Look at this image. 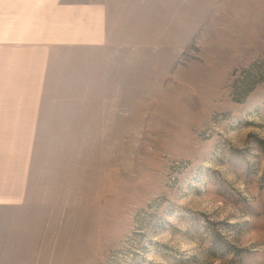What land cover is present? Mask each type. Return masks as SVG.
Returning a JSON list of instances; mask_svg holds the SVG:
<instances>
[{"label":"rangeland","instance_id":"374dc122","mask_svg":"<svg viewBox=\"0 0 264 264\" xmlns=\"http://www.w3.org/2000/svg\"><path fill=\"white\" fill-rule=\"evenodd\" d=\"M166 11L183 49L136 74L133 118L69 102L59 78L24 149H2L24 214L0 211V238L23 244L0 264H264V0Z\"/></svg>","mask_w":264,"mask_h":264},{"label":"crops","instance_id":"0c3cea01","mask_svg":"<svg viewBox=\"0 0 264 264\" xmlns=\"http://www.w3.org/2000/svg\"><path fill=\"white\" fill-rule=\"evenodd\" d=\"M166 7L167 0H0V154L28 144L46 87L59 78L70 80L60 81L69 102L95 105L100 117L133 118L127 112L149 94L136 74L162 71L183 49ZM9 22L17 30L7 31ZM2 165L0 155V211L23 215V206L10 205L24 196L23 177L8 180ZM8 181L19 182L14 191ZM7 241L0 238L3 257L17 258L23 244Z\"/></svg>","mask_w":264,"mask_h":264}]
</instances>
